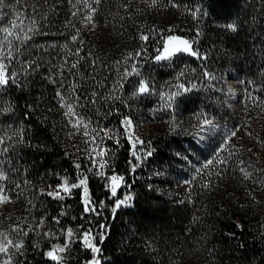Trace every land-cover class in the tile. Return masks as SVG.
I'll list each match as a JSON object with an SVG mask.
<instances>
[{"label":"trees","instance_id":"1","mask_svg":"<svg viewBox=\"0 0 264 264\" xmlns=\"http://www.w3.org/2000/svg\"><path fill=\"white\" fill-rule=\"evenodd\" d=\"M19 1L13 14L22 13L25 24L35 19L46 34L33 36L21 46L24 55L19 59L34 56L44 61L39 71L21 88L0 89V103L12 105V111L0 115V129L12 135L23 124L25 138L23 144L13 137L0 145V170L7 176L4 193L16 200L26 193L31 196L27 205L18 201L15 212L19 216L12 225L27 229L22 221H31L35 213H45L44 220L53 224L57 223L54 218L62 220L69 211L77 218L84 215L80 190L73 192L69 203L41 195L49 185H59L61 177L76 181L82 172L88 177L91 200L98 209L104 202L98 216L107 231H103V241L99 236L95 239L101 264H264V0H172L179 7H172L169 0H156L154 5L152 0H100L98 6L93 5L97 7L94 28L93 24L84 27L72 17L75 9L69 0ZM197 7L208 15L194 18L188 9ZM3 19L11 27L10 20L15 18ZM69 20L80 30L75 42L70 39L74 29L66 27ZM233 22L235 32L226 28ZM141 34L148 40L142 41ZM168 35L198 40L193 47L207 59L180 53L170 61L157 62L154 57ZM49 44L56 47L49 48ZM77 48L82 49L79 57L68 55L69 49L74 53ZM137 52L142 55L127 59L128 70L132 63L141 66L142 75L154 82L156 92L176 91L179 84L197 87L183 93L173 109L166 108L156 93L133 97L131 84L138 79L134 76L118 89L124 61ZM66 55L68 65L60 69ZM76 59L77 68L69 71ZM12 67L19 70L16 63ZM227 68H233L238 81L235 109L225 105L229 95L224 86L220 84L216 90L203 77L204 71L222 76ZM50 70L63 71L61 91L66 96L68 85L78 82L83 107L75 110L90 122L89 129L116 130L115 134L109 132L111 139L103 141L108 149L106 177L119 174L125 178L115 198L109 194L107 179L95 174L92 161L86 158L89 145L84 129L75 132L64 115L66 109L60 107L56 98L60 81L52 84L45 79ZM181 70L185 76L176 79ZM93 91L97 93L95 104ZM110 95L120 99H106ZM201 113L217 126L198 142L190 132ZM125 116L133 122L128 132L143 141L135 149L121 124ZM233 129H237L236 135L225 143ZM133 151L141 158L135 171ZM148 151L152 155L145 157ZM216 156L227 162L213 160L197 175L196 170ZM241 168L251 175L246 178ZM185 180L192 181L191 185ZM209 181V187H204ZM128 194L133 197L131 205L113 213L115 200ZM31 229L23 244L24 255L17 261L48 264L44 253L50 246H41ZM83 257L91 259L90 254Z\"/></svg>","mask_w":264,"mask_h":264},{"label":"snow or ice","instance_id":"2","mask_svg":"<svg viewBox=\"0 0 264 264\" xmlns=\"http://www.w3.org/2000/svg\"><path fill=\"white\" fill-rule=\"evenodd\" d=\"M19 0H17V3ZM72 8L75 11L72 12V17L79 20L84 27H87L88 24H93V17L97 12V7L93 5H99L100 0H75V3H72V0H69ZM156 0H152V4L154 5ZM169 4L172 7H179V5L169 0ZM78 5L82 7H78ZM3 7V0H0V8ZM188 11L194 18H199L201 16H206L208 13L204 11L203 8L197 7L194 10L189 8ZM15 19L10 20L11 27H0V89H4L9 87L10 85L15 86L17 88H21L24 86L29 76L38 72L41 64L44 63L43 60L38 59L34 56H30L27 59H19L20 56L24 55L21 52V46L27 45V42L32 39L33 36L36 35H45L46 33L41 31L38 22L35 19H31L27 24L24 23L23 14L22 13H14ZM3 13H0V20L3 19ZM66 27H72L74 29V34L71 36V41L75 42L79 39L80 30L75 28V24L72 20H69ZM226 28L230 31H237V24L235 22L229 23L226 25ZM199 31L197 32V36H199ZM142 41H147L148 36L141 34L139 37ZM82 43V41H81ZM198 43V40H189L185 39L181 36L176 35H168L166 39L163 41V50L159 51L158 54L154 57V59L159 61H170L173 57L180 53H187L193 57L207 59L206 54H201L199 49H194L193 45ZM43 47V46H41ZM47 47L55 48V44H49ZM65 49L68 48V45L65 44L63 46ZM82 49L77 48L73 53L71 50H68V55H72L75 57H79V53ZM142 55V53L137 52L134 55L126 58L124 64L126 65L124 72L119 77L117 81L118 89H122L124 87V83L129 82L130 77H136L137 82L131 84L133 91L131 95L133 97L139 96H147L153 93H156L161 100L165 102L164 106L168 109H173L178 106V98L183 93H188L197 87L196 84H191V88L187 87L185 84L176 85V91H172L169 89L168 91H160L156 92V86L154 82L150 79H146L141 73V66H138L137 63H132L130 65V71L127 67V59L135 60L136 57ZM63 64L59 65L60 69H63L68 65L67 55L63 58ZM82 59V57L80 58ZM13 63L19 65V70L17 68L12 67ZM95 63V61H93ZM119 63V62H118ZM79 64V59H76L74 63L70 65L68 68L69 71L77 68ZM11 69V71H9ZM194 71V70H193ZM185 76V72L181 70L176 79H180ZM203 77L206 80H215L216 77L214 74L209 73L207 71L203 72ZM46 80L51 82L52 84H56L57 80L60 81L59 86L56 91V98L60 102V107L66 109L64 112L65 117L69 121V126L75 130V132H79L81 128L84 129L83 135L87 138L85 143L89 145L87 151L88 156L86 157L90 161H92L93 169L96 170L95 174H98L101 178H106L108 183V190L111 197L115 198L117 195V190L124 182V177L119 174H113L110 177H106L105 168L109 167L108 161L105 159V156L108 153V149L103 147V141L105 139H111L109 136V132L115 134L116 130L109 128L105 129L102 126L98 128L89 129V123L85 122L84 118L77 114L76 107H83L80 103L79 95H77V88L79 87L78 82H73L68 85V94L67 96L61 91L64 89V75L63 71H49V75L45 77ZM247 92V89L245 90ZM97 93L95 91L92 92V103H96ZM249 99H252L251 93H248ZM106 99L118 100L120 99L117 95H110L106 97ZM67 100H73V103H67ZM26 107L31 110L32 105H26ZM12 111V105L10 103L4 105L0 103V115H3L7 112ZM51 111V109H49ZM25 118H27V113H25ZM198 122L200 123L199 132L204 131H212L216 128V124L212 118L207 117L206 114L201 113L197 117ZM122 127L125 129L127 133V138L132 141L131 147L132 149L136 148L137 143L143 144V141H140L139 138H133V136L128 132V130L132 129L133 122L130 116H125L121 121ZM176 125L174 124L173 127ZM9 130H11V125H9ZM0 131H4L0 129ZM237 129L230 130L227 136L225 137V143L231 140L232 137L236 135ZM103 133V135H101ZM74 133H69V135H73ZM13 137H16V142L23 144L25 142L24 138V126L20 124L19 127L15 130H12V135H8L7 131H4V135H0V145H3L6 140H13ZM100 141L98 144L97 141ZM117 144L119 143V139L117 138L115 141ZM7 150L6 148L4 149ZM225 150L221 148L220 151ZM132 155L136 157L137 164L132 165V170L135 171V168L139 166L140 156L137 155L136 151L132 152ZM152 155L151 151L145 152V157H150ZM213 160H216L217 164H225L227 161L225 159H219L218 156L213 157V159H209L206 163L202 165L201 169H197V175L203 171V169H207L210 165L213 164ZM99 161V162H98ZM243 163V161H241ZM76 168L79 169L80 165H76ZM241 172L247 178L251 174L248 173L245 169L241 168ZM92 171V169H90ZM217 175H222V173H217ZM7 176L3 170H0V181L6 180ZM88 177L84 173H79L77 177V182L69 183L66 177H61V183L56 186L54 190H50L48 192L41 191V195H47L56 200H63L66 196H70L73 189H82V204L84 205V214H94L101 215L99 209L104 208V202L101 201L99 204V209L97 208L94 201L91 200L89 189L87 187ZM185 184L191 185L192 181L185 180ZM210 181L205 182L204 187H209ZM128 186V185H125ZM19 187V185H17ZM51 188V185H49ZM5 192L4 185H0V196H3ZM4 199H8L7 196H4ZM133 197L131 195H125L123 199H116L114 202V206L111 211L113 213L116 212L117 209L122 206H128ZM63 215V214H62ZM57 223H59L58 218H54ZM74 219V218H73ZM44 218H41L40 225H43ZM101 232H98L100 240L103 241L105 236L103 235V231H107L104 225H101ZM12 233H15V237L9 238V232H0V264H12L13 256L10 253V248L14 249L16 252H20L23 248V238L27 236V232L23 231L20 227H13L10 230ZM61 235L64 236V243L51 245L50 248L44 253L46 258L54 262V264H63V261L66 259L65 253L70 252L71 245L76 242V234L79 233V241L80 243L92 252V258L89 261H85L84 264H101V260L99 259L101 249L94 243L93 241L96 239L92 234V228H85V225L81 224L76 229L72 227H67L65 229H61ZM44 236L52 237L53 233H44ZM15 240V242H14ZM39 247V245H36ZM3 257H7L3 259Z\"/></svg>","mask_w":264,"mask_h":264},{"label":"rangeland","instance_id":"3","mask_svg":"<svg viewBox=\"0 0 264 264\" xmlns=\"http://www.w3.org/2000/svg\"><path fill=\"white\" fill-rule=\"evenodd\" d=\"M20 4H21V1H19L17 3L14 0H3V7L0 8V13L4 14L3 18H8V19L16 18L14 16L13 12L15 10L19 9ZM7 21L4 19L0 20V27H6ZM162 50H163V48H162ZM214 76L216 77V79L211 80V82L214 85L215 89L218 90L220 88V84H222L224 86V88L226 89L227 94L229 95V98L226 100L225 105L230 109H235L237 104H238L237 97H236L237 92H238V81H237L236 74H235L233 68H227L222 76H220L216 73H214ZM201 122H199L197 125H195L194 128L190 132L191 138L195 139L198 142H202L206 138V136L209 132V131L199 132V135H197L198 130L200 129V123ZM216 126H217V124H216ZM68 181H69V183L77 182V180L76 181L68 180ZM0 185H4L3 181H0ZM25 185L29 186L31 184L25 183ZM107 187H108V183H107ZM55 188H50L47 190V192L50 190H54ZM76 190L81 191V197H82V189L78 188V189H73L70 196H66L63 200H60V201L63 203H69L73 199V196H74L73 192ZM4 196H7L8 199H4ZM21 200L27 205L31 201L30 194L26 193V194L22 195V197L19 200H16L14 198L9 197L6 193H4L3 196H0V232H9L10 233L9 238H13L16 235L15 233H12L10 230L13 227H20L18 224L12 225V221L17 220V218L19 216L15 212V208L18 205V201H21ZM130 205H131V202L128 206H130ZM122 207H125V206H122ZM5 209H7V211H6V213H3L5 211ZM32 215H33V217H32L31 221H29V222L22 221L23 224H25L27 226V229H23V231L28 232V230L30 228H32L31 234H37V236L39 237L38 239L40 240V242H38V243L41 246L42 245L44 246L47 244L49 246L54 245V244L63 245L65 238L63 235H61L60 230L65 229L67 227H72L73 229H76L79 225L83 224V225H85V228H88V227L92 228V234L95 237L99 236V235H97L98 232H101L102 223H100L99 216L94 215V214H87V215L84 214V215L77 218L74 216V213L69 211V212H66L64 214L63 219L59 220V223L53 224L52 222L44 220L43 225H40V221H41V218L45 219V213L44 214L43 213H35ZM73 221L75 222V224L71 225V222H73ZM44 233H53L54 236L46 238L44 236ZM79 236H80V234L77 233L76 234V237H77L76 242L71 245L70 252L63 254L66 257V259L63 261V264H68V262H71L72 260L76 261L77 259L78 260H77L76 264H84L85 261L91 260V259H86L85 257H83L86 254H90L91 258H92L93 254L89 249H86L80 243ZM26 237L27 236H25L23 238V244L26 240ZM38 239H35V237H34V240H38ZM14 242H15V240H14ZM93 242L95 243V240ZM39 250H40V248H39ZM21 252L24 255V245H23V248L21 249ZM9 254H11L13 256L12 264H22V263H19L17 261L18 258H22L21 257L22 255L20 252H16L14 249L10 248ZM0 255H2V254H0ZM6 258L7 257H3V259H6ZM44 258L49 260L48 258H46V256ZM50 263H52L51 260H49L48 264H50Z\"/></svg>","mask_w":264,"mask_h":264}]
</instances>
